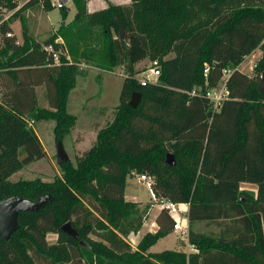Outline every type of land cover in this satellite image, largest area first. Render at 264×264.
<instances>
[{
    "label": "trees",
    "instance_id": "trees-1",
    "mask_svg": "<svg viewBox=\"0 0 264 264\" xmlns=\"http://www.w3.org/2000/svg\"><path fill=\"white\" fill-rule=\"evenodd\" d=\"M86 1L71 0L73 19L61 22L49 39L34 40L23 24V41L17 43L11 24L28 8L52 9L51 0L21 6L0 0V164L13 144L21 165L45 157L28 120H52L54 139L63 142L76 123L66 106L76 77L86 73L82 62L102 71L122 66L126 72L112 120L75 163L59 165L61 177L12 181L3 176L11 170L0 168V200L51 196L37 211L19 212V227L9 239L0 238V264L11 253L18 264H264V90H258L264 0H130L93 12ZM60 9L66 18L69 8ZM194 9L202 22L188 24ZM91 26L101 28L99 40ZM155 37L163 42L153 44ZM256 49L261 55L250 76L238 65ZM167 52L173 55L163 57ZM147 57L157 62L160 75L142 85L134 66ZM224 68L232 69L227 98L212 111L204 92L218 84ZM133 92L140 94L136 107L129 105ZM168 153L175 164L166 163ZM132 173L152 177L156 197L188 203L189 224L223 218L240 222L243 231L226 240L190 230L187 240L195 252H148L173 229V219L161 210L157 232L145 234L133 249L125 238L140 229L149 205L140 209L125 200ZM242 182L256 185L255 198L240 190ZM66 222L78 232L77 240L62 231ZM48 233L56 234L54 243L47 242ZM249 239L254 244H245Z\"/></svg>",
    "mask_w": 264,
    "mask_h": 264
},
{
    "label": "rangeland",
    "instance_id": "rangeland-1",
    "mask_svg": "<svg viewBox=\"0 0 264 264\" xmlns=\"http://www.w3.org/2000/svg\"><path fill=\"white\" fill-rule=\"evenodd\" d=\"M26 1L28 0H18L20 6ZM70 1L71 0L66 3V6L69 8V14L66 18H62V11L56 6L58 0H51L53 6L50 10H46L43 7H32L24 10L21 17L12 23L15 29V31L13 30L14 34L17 32V40L19 42L23 41V24L26 30L33 36L34 40L43 42L49 39L57 32L61 22L66 24L70 22L67 20H70L73 17L75 7ZM88 1L90 2L89 6L91 10H96L106 7L109 3L126 4L130 0H87L86 2L88 3ZM9 14L10 12H6L4 17H7ZM195 15L196 10L194 9V11L187 17L188 24L192 20H197ZM197 16L198 23H201L202 21L200 20L202 17L200 14H197ZM89 31L93 32L99 40L101 36V28L99 26H91ZM56 41H59V39H56ZM161 42H163L161 38L155 37L153 40V44L159 45ZM172 55V53L167 52L163 57H171ZM260 55L261 49H257L244 59L239 66V69L252 76L253 64ZM80 65L86 70V73L76 77V86L70 91L66 106L67 112L76 116V123L71 132L63 139L64 149L72 163H75L77 156L94 144L98 130L106 127L112 120L115 107L119 104V95L123 79L126 76L125 69L122 66H119L112 71H102L85 62H82ZM150 66L151 60L149 57L138 62L134 66V76H140L142 71L150 69ZM38 105L40 107L45 105L44 87L38 88ZM28 125H31L36 132L46 155L45 157L35 160L27 165H21L18 159L19 149L13 144V148H10L11 151L7 152L9 158L0 164V166H2L0 168L11 170V173L3 175L5 176L4 178H9L12 181L33 179L53 181L61 177L62 170L56 160V140L54 139L53 134L54 122L52 120H37L35 122L28 120ZM126 182L128 192L132 191L138 199L141 200H146L148 198L150 191L146 183H138L136 177H128ZM89 237L97 239L93 234H90ZM46 239L48 243H54L57 236L56 234L48 233ZM166 240L170 241L168 242ZM166 240L159 241V243L152 248L153 251L171 248V237ZM185 244L184 247H180L178 244L176 250L189 253L190 247L187 246L188 243ZM14 255L15 253L6 254V264H18L16 255L15 258Z\"/></svg>",
    "mask_w": 264,
    "mask_h": 264
},
{
    "label": "crops",
    "instance_id": "crops-1",
    "mask_svg": "<svg viewBox=\"0 0 264 264\" xmlns=\"http://www.w3.org/2000/svg\"><path fill=\"white\" fill-rule=\"evenodd\" d=\"M89 5H90V2L88 1L87 8H88L89 12H93V11L98 10V9L91 10ZM19 6H20V4H19ZM102 8H104V7H102ZM102 8H99V9H102ZM68 14H69V12H68ZM74 14H73V17H74ZM73 17L70 20H67V21H71L73 19ZM11 27L15 31V29L13 27V24H11ZM16 33H15V35L17 37ZM17 43H21V42H19L17 40ZM242 62L238 65V69H239V66L242 64ZM137 174L138 173H132V175H130L128 177H136V181H137ZM240 190L248 192L251 196H253V198H255L256 192H257V187H256L255 184L242 182V183H240ZM124 198L127 201L136 202L140 209L144 208L145 205H149V210H148L146 219L144 220V222H143L142 226L140 227V229L138 231H136V232H131L125 238L126 241L131 245V247L133 249H136L137 244L139 243V241L142 239V237L145 234H147V233H152L153 234V233L157 232L159 227H158V224H157V221H156V217H157L158 213L161 210H160L158 204L151 199V195L150 194H149V196H148V198L146 200H141V199H138V197L132 191L128 192L126 186H125V190H124ZM181 207L184 210V212H182L181 215H182V217L184 216V218L186 219V221H183V224L187 225L188 232L190 230H192L194 232L210 234V235L218 236V237L223 236V238H225L226 240H233L240 233V231H243L242 230L243 229V226H242L243 224H240V222H238V221L236 222L234 220L229 222V219H223V218L217 219V220L215 219L216 221L215 220H203V221H197V222H195L193 224H189V222H188L189 204L188 203H182ZM262 218H263V214L261 215V219ZM170 237H171V245H172V247L169 248L170 250H175L177 248L178 244H179L180 247H184V244L187 243V240L184 237H182L177 230H173L172 229L165 236L159 238L156 241V243L153 244L148 249V252H159V251H153L152 248L155 245H157L159 243V241L166 240L167 238H170ZM166 241L169 242L170 240H166ZM246 243L254 244L252 239L247 240L245 242V244ZM187 246L190 247V252H194L192 245L188 244ZM163 250H165V249H163ZM160 251H162V250H160Z\"/></svg>",
    "mask_w": 264,
    "mask_h": 264
},
{
    "label": "water",
    "instance_id": "water-1",
    "mask_svg": "<svg viewBox=\"0 0 264 264\" xmlns=\"http://www.w3.org/2000/svg\"><path fill=\"white\" fill-rule=\"evenodd\" d=\"M69 0H58L62 5L66 4ZM120 34L123 35V30L120 29ZM258 90H264V73L261 75V82L258 86ZM140 102V94L138 92H133L129 100V105L131 107H136ZM56 160L57 164L61 165L62 163L68 161L70 158L64 149L63 142L58 140L56 142ZM166 163L173 165L175 164L174 157L171 153H168L165 158ZM51 199L49 194L42 195L35 201H32L27 198H23L19 195L10 196L0 200V238L7 240L19 227L18 224V214L21 211H37L42 208L48 201ZM62 231L78 239L79 235L76 229L72 227L69 222H66L62 227ZM82 243V242H81Z\"/></svg>",
    "mask_w": 264,
    "mask_h": 264
},
{
    "label": "built area",
    "instance_id": "built-area-1",
    "mask_svg": "<svg viewBox=\"0 0 264 264\" xmlns=\"http://www.w3.org/2000/svg\"><path fill=\"white\" fill-rule=\"evenodd\" d=\"M56 6L61 8L63 5L60 2H57ZM7 36H11V33H7ZM54 60L57 63L59 60L58 54H54ZM232 72L231 68H224L221 71V78L218 84L211 89H208L204 92L205 98L209 101L212 111H216L220 108L222 102L227 98V87L226 82L230 77ZM208 73V66L205 65L204 68V76H207ZM160 75V71L157 65V62H152L150 69L146 71H142L140 76H135L137 80L142 84H146L148 82H157V79ZM197 91L194 89L190 92V94L195 95ZM152 177L147 176L144 173L137 174V182L138 183H146L151 199L156 202L160 208V210H165L169 214V216L173 219V230H177L182 237L186 240L188 239V229L187 225L183 224V221H186L184 216L182 217L181 213L184 212L182 209V203H175L167 198L164 197H156L151 189L152 185ZM188 243V240H187ZM193 247V246H192ZM193 251L195 252L196 249L193 247Z\"/></svg>",
    "mask_w": 264,
    "mask_h": 264
}]
</instances>
